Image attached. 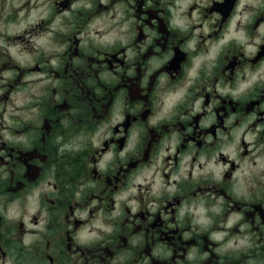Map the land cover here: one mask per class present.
Returning a JSON list of instances; mask_svg holds the SVG:
<instances>
[{
  "label": "clouds",
  "instance_id": "9594fccd",
  "mask_svg": "<svg viewBox=\"0 0 264 264\" xmlns=\"http://www.w3.org/2000/svg\"><path fill=\"white\" fill-rule=\"evenodd\" d=\"M0 57V264H264V0H0Z\"/></svg>",
  "mask_w": 264,
  "mask_h": 264
},
{
  "label": "flooded vegetation",
  "instance_id": "af4514ba",
  "mask_svg": "<svg viewBox=\"0 0 264 264\" xmlns=\"http://www.w3.org/2000/svg\"><path fill=\"white\" fill-rule=\"evenodd\" d=\"M149 11H151V10L149 9ZM146 23H147V21H146ZM153 27H159V25H153ZM174 42L178 43V41H175V38L174 37H171L169 39V43L171 44V43H174ZM153 46H155V45H153ZM3 63H5V60H4V58L0 57V64H3ZM128 87H132V85H129ZM125 94H127V91H125ZM77 99H82V97L79 95V93L76 94V97L70 99V103L75 104L77 102ZM93 106L95 107L97 113L102 112V107H103V104L102 103L101 104H94ZM133 106H135V105H133ZM49 119L50 120H55L56 119V115L54 114V115L50 116ZM36 147L38 149H43L44 148V145L38 144ZM70 167H71V169H72V171L74 173L73 176L71 177L73 179L76 178L75 173H82V171H83L82 166L81 165H78V164H74L73 163V164L70 165ZM29 179H31V177H29ZM66 179H68L67 176L61 177V180L62 181L63 180H66ZM17 183L26 184L27 182L25 181V179H24L23 176H18L17 177ZM3 191H5V188L2 185H0V192H3ZM261 205H264V201L258 202V204L256 205V207H259ZM61 206L62 207H67L68 205L67 204H64V205H61ZM9 231H11V228H9Z\"/></svg>",
  "mask_w": 264,
  "mask_h": 264
}]
</instances>
